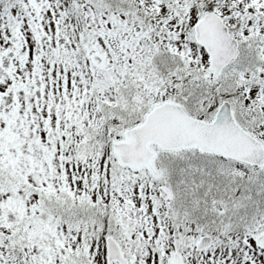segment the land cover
Listing matches in <instances>:
<instances>
[{
  "label": "snow or ice",
  "instance_id": "1",
  "mask_svg": "<svg viewBox=\"0 0 264 264\" xmlns=\"http://www.w3.org/2000/svg\"><path fill=\"white\" fill-rule=\"evenodd\" d=\"M0 264H264V0H0Z\"/></svg>",
  "mask_w": 264,
  "mask_h": 264
}]
</instances>
